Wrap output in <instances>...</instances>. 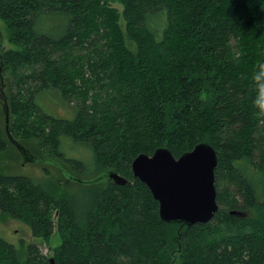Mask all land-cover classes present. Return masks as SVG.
I'll return each instance as SVG.
<instances>
[{
    "label": "trees",
    "instance_id": "obj_1",
    "mask_svg": "<svg viewBox=\"0 0 264 264\" xmlns=\"http://www.w3.org/2000/svg\"><path fill=\"white\" fill-rule=\"evenodd\" d=\"M0 69V163L23 155L7 103L31 154L129 179L0 170V222L62 240L47 255L0 232V264H264V0H0ZM58 96L65 117L41 104ZM69 140L89 165L64 154ZM202 142L217 151L219 208L169 223L132 161Z\"/></svg>",
    "mask_w": 264,
    "mask_h": 264
},
{
    "label": "water",
    "instance_id": "obj_2",
    "mask_svg": "<svg viewBox=\"0 0 264 264\" xmlns=\"http://www.w3.org/2000/svg\"><path fill=\"white\" fill-rule=\"evenodd\" d=\"M1 70V69H0ZM6 105V131L11 141L22 151L26 160L54 161L49 157L35 156L16 140L10 132V116ZM218 163L216 149L209 143L197 144L192 150L176 157L167 147H159L152 154L140 153L132 161L134 177L145 182L159 202V212L169 223L183 222L188 225L209 222L218 210L215 169ZM63 168V167H62ZM64 169V168H63ZM67 178L94 183L112 179L126 184L129 179L113 169L102 172L91 180L74 177L62 170ZM232 213L244 216L243 212ZM50 261L55 264L54 258Z\"/></svg>",
    "mask_w": 264,
    "mask_h": 264
},
{
    "label": "rangeland",
    "instance_id": "obj_3",
    "mask_svg": "<svg viewBox=\"0 0 264 264\" xmlns=\"http://www.w3.org/2000/svg\"><path fill=\"white\" fill-rule=\"evenodd\" d=\"M114 6H117L119 9H122V4L115 3ZM6 45L8 47H11V44H9L6 41ZM47 99H44L41 103L43 108L59 117H65L64 115L65 109L62 107V103L58 98L55 97H46ZM61 106V107H60ZM62 151L65 155H69V157L81 159L84 161L87 165L90 163V149L86 146H82L79 144H76L69 140V142L64 143L62 145ZM41 157V156H39ZM52 160H55L59 166L54 161H39V160H26L23 155L22 158L18 160V162H7L3 161L0 163V170L4 174L9 175H24V176H30L32 178L41 177L44 175V168L50 167V169L53 172L61 171L62 170H68L66 165H64V161L60 157L56 156H47ZM92 158V157H91ZM41 164V165H40ZM48 167V168H49ZM64 169H63V168ZM92 172H86L83 175L86 179H91L89 176H91ZM0 232L1 234L10 242L18 245V246H24L27 247L30 243H37L39 247L42 249V251L47 254L51 255L56 247H58L62 240L59 232L55 231L53 236L46 240L42 237H35L32 233L30 225L24 221L23 219L14 218L11 216H4L0 222ZM176 260V259H175ZM178 264V263H177Z\"/></svg>",
    "mask_w": 264,
    "mask_h": 264
}]
</instances>
